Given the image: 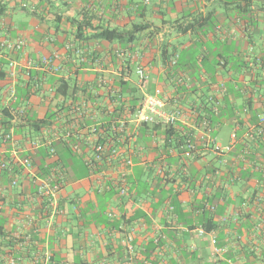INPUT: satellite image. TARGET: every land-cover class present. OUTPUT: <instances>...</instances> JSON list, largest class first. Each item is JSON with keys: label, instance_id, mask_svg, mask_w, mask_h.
<instances>
[{"label": "crops", "instance_id": "crops-1", "mask_svg": "<svg viewBox=\"0 0 264 264\" xmlns=\"http://www.w3.org/2000/svg\"><path fill=\"white\" fill-rule=\"evenodd\" d=\"M0 6V43L25 42L18 54L0 48V61L18 62L15 78L2 65L0 111L29 101V116L44 119L56 107L61 76L50 70L32 69L41 90L18 96L29 62L44 57L58 56L55 65L79 89L103 76L136 90L141 67L147 81L138 94L161 88L167 100L176 98L185 119L175 130L192 134L197 148L187 157L166 141L165 127L141 128L130 148L137 153L126 175L128 194L120 196L116 187L101 189L81 158L57 146L65 177L57 215L36 195V184L58 157L29 151L27 141L40 133L30 135L23 121L13 124V141L0 143V160L13 169L0 174V226L7 240H32L14 244L23 255L17 264H264V0H0ZM105 30L125 35L98 39ZM119 51L126 56L118 58ZM83 54L89 63L77 71ZM181 75L185 82L176 87ZM209 101L217 113L204 107ZM203 116L218 144L237 134L230 153L218 156L206 146ZM28 156L31 170L21 166ZM121 169L107 171L115 178Z\"/></svg>", "mask_w": 264, "mask_h": 264}, {"label": "built area", "instance_id": "built-area-1", "mask_svg": "<svg viewBox=\"0 0 264 264\" xmlns=\"http://www.w3.org/2000/svg\"><path fill=\"white\" fill-rule=\"evenodd\" d=\"M2 49L8 50L10 53L17 54L25 48L24 40L15 42L3 41L0 43ZM118 58H124L125 52H117ZM59 59L44 57L39 64L29 62L27 76L30 78L32 69L34 70H50L61 78H67L68 73L63 74V67L55 65ZM9 72L8 76L15 78L17 74L18 62L10 58L8 60ZM89 63L88 56L80 55V58L75 62L76 70L83 68L84 64ZM175 67L177 61L173 60L169 63ZM101 70V68H100ZM137 86L143 88L147 81L146 71L138 67L136 68ZM176 87L178 84L185 82V78L181 75L176 79ZM36 89L40 88L37 83ZM114 83L99 76L96 79L95 85H83L77 93L69 96H59V106L54 109V118L45 127L42 128L40 136L35 139H29L27 145L29 151L37 152L40 148H47L49 155L55 157V145L67 146L71 153L81 158L88 171L93 178L98 177L101 189H110L116 187L120 196L128 194V183L126 180L127 172L134 165L133 154L136 151H130V148L135 144L139 131L146 126H163L173 128L179 127L185 119L183 110L178 104V100L173 98L171 101L165 97V92L161 88L154 90L152 94L143 95L131 104V100L123 96L113 88ZM225 89L221 85V90ZM13 104H16L18 99L15 91H11ZM172 102V108L169 103ZM31 103L25 101L21 106L11 109L13 116L12 124L20 123L29 112ZM216 105L213 107V113H217ZM202 140L206 146L211 148L212 152L218 156L228 154L233 150L236 142L237 134L231 135V142L227 145L218 144L211 133L213 126L210 118L207 116L201 118ZM264 122V119H262ZM260 134L264 136V128L260 130ZM186 137L184 143L178 150L185 156H192L196 153V143L192 134L184 132ZM4 143L13 141L11 131L7 132L2 138ZM21 166L26 170L32 169V159L26 157L21 162ZM122 168L116 171L117 176L114 178L112 174L116 168ZM2 170L10 169L7 162H2L0 165ZM112 169L111 174L107 170ZM158 174L163 175L161 165L158 166ZM65 177L62 170L54 168L52 173L37 180L36 195L44 200L55 214L62 215L63 211L60 207L62 198L63 185ZM18 184L17 180L11 182L12 186ZM200 235L206 232L201 229ZM29 238H27L28 240ZM218 252V250H216ZM7 264H16L15 259L8 258Z\"/></svg>", "mask_w": 264, "mask_h": 264}, {"label": "trees", "instance_id": "trees-1", "mask_svg": "<svg viewBox=\"0 0 264 264\" xmlns=\"http://www.w3.org/2000/svg\"><path fill=\"white\" fill-rule=\"evenodd\" d=\"M3 13H4V8H1V6H0V16H2ZM81 28L82 27L80 26V29L78 31V37H80ZM124 35H125L124 33L116 31V30H105V31L101 32L99 35H97V38L111 42V41L123 39ZM9 54L12 55V53H10V52H9ZM3 64L8 65L9 62L4 63L3 60L0 61V79H2L3 76L5 75L4 72L2 71V67H3L2 65ZM34 80H35V76H33L31 74L29 80L25 83L26 84L24 86L25 91H18V96L27 97V91L26 90L31 91L33 89V92H32L33 94L35 91H38V90L40 91L41 89H36V86H38V84H37L38 82L34 83L33 82ZM113 88L115 90H117L122 95V97L125 96L128 99H130L131 104H133L134 101L137 100L139 97L140 98L143 97V95L141 96L138 94V90H139L138 86H137L136 90H135V88L132 89L130 87V85L127 84L123 79H121L117 85L114 84ZM78 90H79V88L77 87V85L76 84L72 85L69 82L68 78H61L57 81V86L55 87V90H54L55 97H56L55 99H57L59 96H69L70 94H75L78 92ZM214 105L215 104L211 101H209L208 103H204V107L205 108L209 107L211 112H213ZM58 106H59V104L57 103L55 108H57ZM16 107H18V106L12 105L11 108H16ZM54 109L51 110V112L48 113L44 119L31 118L29 116V113H28L27 116L21 120L25 123L24 127L28 128V130H29L28 132L30 135L35 134V133H40L42 128L45 127L47 124H49L50 121L53 120L54 115H55ZM0 115H1V124H0V140L1 141H0V143L3 146H8L11 142L4 143L2 141V138L4 137V135L7 132L11 131L13 128V124H12L13 116L11 115L10 107L1 110ZM203 117H205V116H203ZM208 118H210V117H208ZM165 134H166V141L167 142L174 141L176 149L180 148V146L183 145L184 140L186 139V137L183 134L177 132L176 130H173V128H166ZM57 146H60V145H55V153H56V157H58V160L47 165L46 167H44L42 169V178L49 176L52 173V170L54 168L61 169L60 166H61V163L64 161V158L60 154H58L59 153L58 151L60 149H57ZM63 147H64V149L67 150L68 154L71 157H73V158L77 157L71 153L70 149L67 146H63ZM40 153L46 159L51 157L49 155L47 148H42ZM1 163H2V159L0 160V165H1ZM12 170L13 169L11 167H10V169H7V170H2L0 168V174L5 173L8 175L12 172ZM10 187L13 188L15 186H12L10 184ZM0 202H1V198H0ZM207 222H208V224L205 226V231L209 233L212 230V226L210 228V226L208 227V225H210L212 223V220H209ZM27 238H29V239L27 240ZM31 241L32 240L30 237H21L18 239H8L7 240V237L3 233V228L0 226V264H5V263L7 264L9 257H12L13 259H15L16 264H17L18 258L22 259L23 255L21 252H19V253L17 252V250L14 248V244L23 245V244H26V243L31 242ZM160 242L161 241L158 239V242L156 243L157 247H159V246L163 247V245H161ZM6 250H8V251H6ZM154 250H155V247L151 246V248L147 249L146 251L151 253ZM6 258H7V262L5 261ZM214 264H226V263H220L219 262V263H214Z\"/></svg>", "mask_w": 264, "mask_h": 264}]
</instances>
